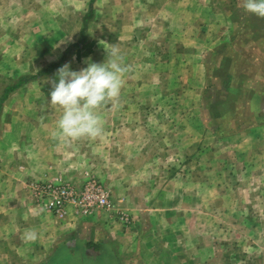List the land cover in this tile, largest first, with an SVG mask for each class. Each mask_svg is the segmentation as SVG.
Returning <instances> with one entry per match:
<instances>
[{"label": "crops", "instance_id": "obj_1", "mask_svg": "<svg viewBox=\"0 0 264 264\" xmlns=\"http://www.w3.org/2000/svg\"><path fill=\"white\" fill-rule=\"evenodd\" d=\"M61 1L0 0V101L4 90L23 77L37 75L63 58V65L70 63L77 71L89 58L102 63L113 45L123 49L122 56L137 54L138 68L144 71L191 72L189 83L201 90L206 80L204 56L234 37L235 19L226 9L216 11L212 0ZM35 6L47 10L44 23L59 26H47L41 33L19 30L20 23L31 21L28 15ZM51 6L59 7L57 14H49ZM91 10L79 57L72 48L81 41L83 18ZM253 45L254 54L264 56V18L255 15ZM181 54L186 60L180 65ZM54 73L24 84L0 106V264H161L160 250H153L156 243L144 239L139 227H125L104 212L88 218L72 210L57 214L45 200H36L34 185L81 184L99 164L98 137L70 143L53 138L61 114L47 103ZM176 81L171 76L162 83L173 89ZM128 85L123 79L122 87ZM254 87L264 94V58L254 60ZM106 107L99 110L101 119L130 115ZM256 151L254 183L264 184L263 157ZM254 191V264H264V188ZM237 260L232 264H239Z\"/></svg>", "mask_w": 264, "mask_h": 264}, {"label": "rangeland", "instance_id": "obj_2", "mask_svg": "<svg viewBox=\"0 0 264 264\" xmlns=\"http://www.w3.org/2000/svg\"><path fill=\"white\" fill-rule=\"evenodd\" d=\"M212 1L216 11L226 9L235 19V28L229 43L204 56L205 86L192 87L191 72L144 71L137 54H123L129 85L101 109L130 115L102 119L95 174L67 183L78 195L91 187L109 192L110 211L79 216L104 212L125 227H139L144 239L156 243L161 264H232L236 258L254 264V188H264L254 183V151L264 162V94L254 87V60L264 56L254 54V15L240 0ZM58 8L51 6L49 14ZM46 12L31 8V21L18 29L41 33L59 26L44 23ZM180 56L181 65L186 58ZM171 76L178 85L173 89L162 83ZM69 210L76 213L71 204Z\"/></svg>", "mask_w": 264, "mask_h": 264}, {"label": "clouds", "instance_id": "obj_3", "mask_svg": "<svg viewBox=\"0 0 264 264\" xmlns=\"http://www.w3.org/2000/svg\"><path fill=\"white\" fill-rule=\"evenodd\" d=\"M240 7L258 18H264V0H240ZM102 63L85 61L86 67L72 70L65 63L50 80L51 91L47 103L61 110L53 138L64 143L102 135L99 114L105 104L118 100L123 78L128 68L119 49L113 45L106 50Z\"/></svg>", "mask_w": 264, "mask_h": 264}, {"label": "built area", "instance_id": "obj_4", "mask_svg": "<svg viewBox=\"0 0 264 264\" xmlns=\"http://www.w3.org/2000/svg\"><path fill=\"white\" fill-rule=\"evenodd\" d=\"M37 201L45 200L47 208L57 214H64L71 204L76 209V214L91 215L97 210L110 211L112 201L110 193L100 188L91 187L84 194L78 195L75 189L67 183H47L33 186Z\"/></svg>", "mask_w": 264, "mask_h": 264}, {"label": "trees", "instance_id": "obj_5", "mask_svg": "<svg viewBox=\"0 0 264 264\" xmlns=\"http://www.w3.org/2000/svg\"><path fill=\"white\" fill-rule=\"evenodd\" d=\"M92 16H93V12L92 10L83 18V30H82V39L81 41L76 44L75 46H73L72 50H75L76 51V54L79 56V57H82V53H81V46L84 45V43H86L87 39H86V27H87V24L88 22L92 19ZM91 47V46H90ZM89 51V50H88ZM88 54V53H86ZM65 61V58H63L60 62L56 63V64H53L51 66H49L47 69H44L42 71H40L37 75H34V76H31V77H23L21 79H19V81L12 85V86H9L8 88H6L4 90V93H3V96L1 98V101H0V106L1 104L6 100L7 96L14 92L15 90H17L18 88H20L21 86H23L24 84L30 82V81H33V80H36V79H39L41 77H46V76H49L51 74H53L54 72H56V70L58 68H60L63 63Z\"/></svg>", "mask_w": 264, "mask_h": 264}]
</instances>
